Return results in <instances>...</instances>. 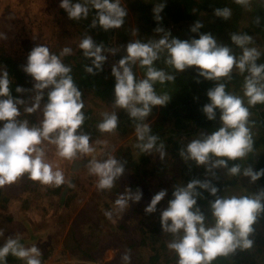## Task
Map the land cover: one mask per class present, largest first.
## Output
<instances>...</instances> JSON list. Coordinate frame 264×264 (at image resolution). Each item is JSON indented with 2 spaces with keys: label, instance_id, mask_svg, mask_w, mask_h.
Here are the masks:
<instances>
[{
  "label": "clouds",
  "instance_id": "clouds-1",
  "mask_svg": "<svg viewBox=\"0 0 264 264\" xmlns=\"http://www.w3.org/2000/svg\"><path fill=\"white\" fill-rule=\"evenodd\" d=\"M236 4L247 6L250 0H234ZM91 5L95 9L96 19L92 27L98 23L104 31L118 29L124 24L127 8L121 5V0H84L83 3L72 0H60L59 7L66 13L69 20L87 18ZM166 5L158 4L152 9L154 19L159 22L160 13ZM213 14L224 20L231 17V9L215 8ZM204 25L195 21L190 31L198 33ZM156 32H165L157 27ZM170 33H165L158 41L143 43L139 40L126 45V55L111 69L115 78L113 86L114 107L127 110L128 115L135 121H143L156 105L163 106L170 99L167 94L157 95L153 87L155 82L163 84L173 81L175 77L162 69L155 68L154 61L159 59V53L166 50L165 63L175 70L183 71L187 67L196 66L199 76L210 80H220L229 77L233 67L241 73L246 70L249 75L244 81V95L249 105L264 103V64L256 63L261 53L255 47H245L252 43V37L247 34H231L234 44L242 48V55L237 59L231 54L227 46L218 45L211 33H201L198 38L181 40L176 37L169 39ZM7 37L0 33V39ZM85 57L92 58L91 66L86 65L85 71L96 75L103 71L106 57L102 55L103 45H97L91 36H85L79 43ZM72 49L64 47L59 55L52 54L48 47L38 45L29 52L22 70L35 81L33 87L37 94L30 107L24 109L31 114L39 108L43 97V90L47 92V103L43 109V118L39 126H29L27 120L18 121L20 109L18 105L24 103L19 97H13L10 92V78L6 68H0V187L13 184L19 177L27 173L28 178L39 181L42 185L59 187L66 181L64 173L54 169L51 163L46 162L45 149L41 147L44 141L54 145L56 154L67 160H78L81 156H90L96 149L90 144L88 134L78 133L84 123V107L82 93L71 76V67L66 66L61 57L70 55ZM145 67L146 78L136 80L131 64ZM199 82V81H197ZM17 93L25 91L21 86L15 88ZM210 103L203 106L202 111L208 120L216 118V109L220 110L222 126L216 131L204 135L202 139H193L179 151L184 159H192L198 165L207 164L212 154L217 159L213 166L228 167V160L245 158L253 151V139L247 126L250 115L240 97L225 90V84L218 83L207 91ZM103 119L97 124L101 132H114L118 126V117L115 112L102 113ZM136 145L141 152H150L153 148L165 154V145L159 137L151 134L147 124L138 123L135 126ZM99 143V142H98ZM88 173L97 177V190H111L114 181L123 174L124 166L117 159L109 157L106 160H97L94 156L87 162ZM229 174H241V166L234 164L228 169ZM244 176L254 182L264 175V168L253 171L249 166L244 168ZM197 186L206 189L213 196L218 188L210 181L191 180L186 186L176 187L173 190V199L161 212L160 226L163 232L172 233L175 237L167 247L178 256V264H211L217 256L234 254L237 249L245 250L253 247L254 241L250 235L254 232L252 225L264 213V190L251 196H231L216 198L210 203L211 215L215 224L205 226V216L195 207ZM166 189L160 190L145 208L146 213L155 211L156 205L166 195ZM142 191L137 190L119 196L115 202V210L123 212L128 207V201H139ZM105 216L111 218L112 212L106 211ZM3 230H0V236ZM9 254L25 260L26 264H41V252L36 246L24 247L19 238H9L0 246V264H5V257ZM130 257L125 254L124 261Z\"/></svg>",
  "mask_w": 264,
  "mask_h": 264
},
{
  "label": "trees",
  "instance_id": "trees-1",
  "mask_svg": "<svg viewBox=\"0 0 264 264\" xmlns=\"http://www.w3.org/2000/svg\"><path fill=\"white\" fill-rule=\"evenodd\" d=\"M72 2H77V0H72ZM79 2L83 3L84 0H79ZM161 3L166 5L161 13L165 15L169 14L170 20L179 22L181 20H192L197 18V20L202 22L204 25L198 33L191 32L190 35L185 37V40L198 38L201 33H211L216 39L218 45L229 47L231 54L238 59L242 55L243 50L241 47L232 42L231 34H247L251 36L252 43L248 44L251 45L256 42L260 32L264 33V0H261V2L258 0L257 5L253 9V17H251L248 21L243 19L242 22L239 14L235 17H232L231 14V17L227 20L213 14V10L215 8L227 7L231 10L238 9L240 11L243 6L236 4L234 0H161ZM122 6L127 8V12L131 10L136 15L137 21L140 20L138 31L135 35L136 40L143 43L155 42L156 36L154 31L157 27H162V24L166 23V16H161L162 19L159 22L154 19L152 12V9L154 8V0H125ZM89 8L91 15L92 12L95 15L96 10L92 9L90 4ZM94 17L96 19V16ZM197 20H194L191 24ZM77 21L87 29V33H89L90 30L91 34H88V36H91L97 45H103L104 51L106 45L105 43L107 42L108 35L112 29L104 31L98 23L95 27L91 28L86 19L85 23L81 20ZM123 25L124 31H126V29L128 30V32L124 33L123 36L127 39V37L132 36V30H130L128 25L125 23V18ZM78 51L82 53L78 56L76 61H64V59H67L64 58L62 59V62L66 66L71 67L70 74L79 90L81 91L83 86L94 88L95 93L101 96V98L114 99L113 86L115 78L112 73L105 68L104 63L102 72H98L96 75L87 73L85 71V66H91L92 58L85 57L83 50L79 49ZM103 51L102 55H104ZM259 52L261 55L256 61L258 65L264 64V48H261ZM119 56L122 58L125 55L119 52ZM166 56V50L161 51L159 53V59L154 61L153 66L157 69H162L167 74L175 77L173 81H165L163 84H160L161 87L165 89L170 87V99L163 106H153L150 114L143 121H135L130 118L127 110H123L121 113L116 114L118 117V126L116 130L119 133H123L127 130L130 132L135 128L136 124L142 123L149 125L151 128V134L158 137L164 133L170 134L168 137V139H170V148L168 152H170V155L174 158V160L181 162L182 166L180 168V172H178V176H176L175 173L170 175V178L175 183L170 186V190H168V192L166 191V193H168L167 198L169 200L173 199L172 193L176 187L186 186L187 183L193 179L200 180L202 182L205 180L210 181L211 184L216 186L219 190L216 196H222L221 194L224 193L226 185L237 184L243 191L250 189L253 192L258 190L260 192L261 190H264V175L254 182H252L248 176H244V179H246L244 182L240 181V176L243 175L242 173L244 170L243 162L240 159L228 160L227 168L223 166H214V169L207 171V173H210L209 175H204L202 168H198L202 167V165L196 166V162L194 160H186L179 154V151L184 145V140L181 139L182 134H187V137H189L193 130L200 128L204 129L207 134H210L222 126L219 109L215 110L216 118L213 120H208L202 109L205 104L210 103L206 94L207 91L214 88L218 83H223L225 84L226 92L240 97L244 106L249 110L250 115L248 117L247 126L250 129L254 143L253 151L247 156H250L251 154L252 157H255V150L257 156L252 169L253 171H256L264 168V103H257L254 106L248 104V98L244 95V81L246 74H249V72L246 70L244 73H241L238 69H232L230 78L223 77L218 81L210 80L204 78L203 76H199L196 66H190L185 70L178 72L174 69V67L165 63ZM21 66L22 63L13 55L8 53L0 43V68H6L9 73L11 81L9 87L13 97H19L20 93L15 91L17 86L24 87L26 84L30 85V75L26 74L22 70ZM130 67L132 68L134 78L137 81L140 80L135 64H131ZM140 68L143 72H145V67L141 66ZM260 82L261 84H264V79ZM49 90L50 89L43 92L44 94L42 100L45 104L47 103V92ZM89 111L90 110L85 109V107L82 108L85 120L81 128L77 130L80 134H88L89 131L96 132L98 129L97 125L94 126L93 123V126H90V121H92L93 118L89 117ZM156 112L157 116L153 118ZM29 120L31 119L29 118ZM82 131L85 132L81 133ZM203 136L198 138L202 139ZM129 141L118 145L116 149V157L124 166L123 173H125L129 168H132L137 175L140 171L139 169H142L144 172L143 166L148 161V156H146L147 154L145 152L140 153V166H137L133 161L126 162L125 159H121L122 153L127 154L129 157V151L131 149L130 145H127ZM139 142L143 143L141 141ZM209 155L210 159L207 164H210V161H212L211 163H214L217 159H227L226 157L218 158L212 154ZM247 156L244 159H246ZM103 160H105V155L101 158V161ZM234 164H239L241 166L240 175L233 176L229 174L228 169ZM226 176H229V178ZM120 181L121 178L119 176L114 181V186L111 190H98L99 195L94 198V193L89 195L74 215L66 237L70 236V243L72 244L70 246H73L72 250L75 251L76 255L89 259H96L99 255H101L106 247L114 244V242H112L113 240H116V255L113 256L112 259L105 261V264H127L129 263V260H132V264H137L142 262L140 259H143L144 257L143 247L149 240L152 243L159 242L160 249L165 246V241L162 240V238L164 239L162 235L163 231L160 226V215L162 211L156 214V223L151 225H144L142 223V234L138 233L135 228L136 223H141L138 221V214L145 211V208L150 203L152 197H148L145 192H143L139 201L129 200L128 207L123 212H117L115 210V200L119 196L128 192V190L120 189ZM247 181H249L248 183L250 184V187L245 184ZM36 185L46 186L42 185L39 181L31 180L28 178L27 173H25L13 184L0 187V208L4 209V212L0 217L1 223H26L27 214H29V211H25L26 206L22 203V209H17V211H8L11 207L9 200L12 199L13 195H16L22 196V200L24 201L27 199L24 195L28 191L30 192L35 190ZM130 185L132 187L134 186V183L130 182ZM54 187L55 186L48 187L49 192H51V189L53 190ZM196 191L200 193V195L196 198V207H198L205 216V226L211 227L215 224V218L211 215L210 203L216 198V196L211 195L206 189L199 188V186H197ZM153 194H156L155 191H153ZM249 194V191H246L244 194H241V196L254 195L253 193ZM40 197V195L35 196V198H38L35 204H37L39 209H41L40 219H37L35 223H48L47 212H44V209H47L48 205L44 203L43 197H41L42 200L39 201ZM92 198L94 202H92ZM66 199L67 201H70L71 195H61L58 205L65 202ZM143 200H146L145 204L143 203ZM106 211L112 212L111 218L105 216L104 213ZM32 223H34V221ZM252 227L254 228V232L249 237L254 241L252 248L245 250L237 249L234 254H229L228 256H217L211 264H264V213L257 218V221L252 225ZM51 238L52 237L49 238L50 241ZM1 240H4V238L2 239L0 237V246L5 243ZM5 240L7 239L5 238ZM77 246H80V248ZM49 247H52V242ZM134 250H136V252L132 255ZM156 253L160 254L159 251H156ZM125 254L130 257L128 261L123 260V256ZM8 257L9 255L5 257V264H21V262H23L19 258H17L16 261L9 262ZM163 258H166L165 262L172 261L173 264H178L179 258L175 252L172 256L164 253ZM133 260L137 263H134ZM150 260L154 262L155 258L150 256Z\"/></svg>",
  "mask_w": 264,
  "mask_h": 264
},
{
  "label": "rangeland",
  "instance_id": "rangeland-1",
  "mask_svg": "<svg viewBox=\"0 0 264 264\" xmlns=\"http://www.w3.org/2000/svg\"><path fill=\"white\" fill-rule=\"evenodd\" d=\"M125 0H121V4L123 5ZM261 2V0H260ZM161 3V0H154V7ZM258 0H250V3L247 6H243L240 11L238 9L231 10L232 17H235L237 14L240 15L241 22L244 20L248 21L251 17H253V9L257 5ZM60 0H0V33H3L7 38L0 39V43L3 45L4 49L13 55L17 60H19L22 65L26 63L27 56L33 47L38 45H44L49 48L52 54H57L61 52L64 47H69L72 49L70 55L62 56L61 59L64 61H76L78 56L82 53L79 52V43L80 41L88 34L86 32V28L83 27L77 20H69L67 17V13L59 7ZM153 8V6H152ZM150 8V9H152ZM210 14V13H208ZM94 13L89 11L87 18L80 19L83 23H85V19L88 21L90 26L92 25V21L95 20ZM160 16H166V23L162 24V28L165 32H156L155 38L158 41L161 37L165 35V33H170L169 39L172 37L179 38L181 40H185V37L190 35V27L191 23L197 18L192 20H181L179 22H175L170 20L169 14H162ZM200 17V16H199ZM125 23L128 25L129 29L132 30V36L127 37L125 39L124 36V26L118 29H112V31L108 35L107 42L105 43V48L108 43L115 42L119 40L121 45L120 53L126 52L125 48L129 42L136 41L135 35L138 31V25L140 20H136V15L130 10L127 12L125 17ZM92 28V26H91ZM246 47H255L258 51L261 48H264V33L260 32L256 42L251 45H246ZM104 48V50H105ZM259 48V49H258ZM104 53V51H103ZM238 59V58H237ZM233 69H238L235 66ZM239 70V69H238ZM246 74V73H245ZM249 74H246V77ZM30 85L26 84L23 88L25 91L19 94V98L24 101L23 104L18 105L20 109V116L17 118L18 121L27 120L29 126H39L40 121L43 118V109L45 106L44 101L40 100L39 108L33 113L29 114L24 111L26 107H30L34 102V97L37 92L34 89L33 85L35 81L29 76ZM49 88L43 90L46 91ZM164 92L170 94V88L164 89ZM86 93V92H85ZM82 93V101L85 109L90 110L89 117H92L93 120L90 121V126H95L98 122H101L103 119L102 113L104 112H112L117 111L119 108L114 107L113 101H106L99 96L94 95L92 92L90 93ZM157 95H162L159 90L156 93ZM24 115V116H23ZM28 115V116H25ZM30 116V117H29ZM157 116V112L154 114L153 118ZM29 118L31 120H29ZM3 122H0V126H2ZM93 123V125H92ZM82 131L81 133H84ZM94 133V134H93ZM87 134V133H86ZM90 136V144L96 149L95 153L90 156H81L79 159L87 158L88 160L78 166L77 169H71L72 160H67L59 157L56 154V148L54 145L49 144L47 141H44L41 147L45 149V159L46 162L51 163L54 169L58 168L64 173L66 181L69 183H65L60 187H54L51 192H49L48 186H35V190L28 191L26 193L28 199L22 200V196L13 195L12 199H10L9 203H11V207L8 211H17V209H22V203L26 206L27 211H29L32 219L36 222L37 219H40L41 212L37 204L35 202L38 198L35 196H41L44 199V203L48 205L47 207V219L48 223L53 226L52 232H47L46 238L52 237L55 242L52 243V249L49 253V257H47V261L50 264H66V263H74V264H105L107 260L113 258L116 255L117 247L116 240H113V245L108 246L104 249V251L99 255L96 259H89L85 257H81L76 255L75 251L72 250L73 246L70 243V236L66 237L68 234V229L71 225V221L76 214L77 210L81 205L85 202L87 197L94 193L93 198L99 195V191L96 189L95 185L97 183V177L90 175L88 173L87 162L93 158V156L97 160H101L102 156L105 155V160L109 157H113L118 160L116 157V149L118 145L129 141L127 145H130L131 149L129 151V157L127 154L122 153L121 159H125L126 162L133 161L137 166H140V149L136 147L140 142L137 140L135 128L128 132L125 131L123 133H119L117 130L114 132H101L99 129L96 132H88ZM207 135L206 131L202 128L193 130L192 134L187 137V134H182L181 139H183V148L193 139H198V137ZM170 134L164 133L159 137L157 144L161 141L165 145L163 156L160 155L159 152L156 151L155 148L150 152H145L146 156H148V161L144 164L143 169H139V173L136 175V172L133 171L132 168H129L123 176H120L121 181L119 182V186L121 190H128L134 194L137 190H141L142 193L148 197H153V191L155 193L160 190L166 189L167 192L170 190V186H172L175 182L172 181L170 175L173 173L178 176V172H180V168L182 166L181 162L174 160V158L170 155L169 146L170 139L168 137ZM131 138V139H130ZM99 142V143H98ZM255 157L247 156L246 159H240L243 162V167L247 168L249 166H253L256 161V151L254 150ZM210 164H196V166L202 165V170L204 171V175H209L207 171L214 169V163ZM131 167V166H129ZM201 170V169H200ZM74 171V172H73ZM229 178V176H226ZM132 178V180H131ZM244 175L240 176V181L244 182ZM133 181V182H132ZM131 183H134V186L131 187ZM247 181L245 184L250 187V184ZM67 186L66 191L64 190ZM249 191L250 194H256L255 191L252 190H244ZM241 187H238L237 184L234 185H226L225 191L222 193L221 197H231V196H241L244 192ZM127 192V193H128ZM71 195L70 201L65 200L60 205H58V201L60 200L61 195ZM249 194V195H250ZM168 193L162 198L161 201L156 205L155 211L152 213H146L145 211L138 214V221L141 223H136L135 228L138 233L142 234V226L151 225L156 223L158 212L163 211L168 206L169 199L167 198ZM40 197L39 201L42 200ZM92 198V202H94ZM79 201V202H78ZM143 203H146V200H143ZM196 207V206H195ZM30 209V210H29ZM4 209L0 208V217ZM19 213V212H18ZM44 217V216H43ZM1 223V221H0ZM143 223V224H142ZM1 227L2 224L0 225ZM146 227V226H145ZM144 227V228H145ZM182 234V233H180ZM177 234L175 237L172 233L163 232L162 235L165 241V246L163 248H159V242L152 243L150 240L143 247L144 257L142 262L134 263L137 264H173L172 261L165 262L166 258H163V254L167 253L170 256L173 255L174 251L170 250L167 245L174 238H179ZM45 241V240H44ZM50 244L48 243L47 246ZM71 247V249H70ZM80 248V246H77ZM159 251L160 254L156 253ZM133 252V251H131ZM136 250H134V255ZM150 256L155 258V261L152 262L150 260ZM127 264H132V260L128 261ZM108 264V263H107Z\"/></svg>",
  "mask_w": 264,
  "mask_h": 264
},
{
  "label": "crops",
  "instance_id": "crops-1",
  "mask_svg": "<svg viewBox=\"0 0 264 264\" xmlns=\"http://www.w3.org/2000/svg\"><path fill=\"white\" fill-rule=\"evenodd\" d=\"M124 26V25H123ZM128 30L126 29V31H124V33H127ZM121 54H124L126 55V52H122ZM135 67H136V71H137V74L141 79H144L146 78V71L147 69H145L143 72L141 70V66L139 65V62H137L135 64ZM156 83V84H155ZM154 83V89L156 91V93L159 92L164 95V94H167L164 92V89L163 87H161V83H159L158 81ZM170 88V87H169ZM95 89L94 88H88V87H85L83 86L82 89H81V93H90L92 92L94 95H97L94 91ZM168 96L170 94H167ZM99 96V95H97ZM100 99H101V96H99ZM103 100H106V101H113L114 99H105V98H102ZM157 107H159V105H156ZM123 110L125 109H122V108H119L116 112L115 111H112V112H115L116 114H119L121 113ZM111 113V112H110ZM66 191V190H65ZM27 199V195L25 194L24 195ZM30 210V209H29ZM47 209H44V212H46ZM27 211V210H25ZM41 211V209H40ZM34 220L32 219V216L29 214H27V221L26 223H0V225L2 224L3 227L0 226V230H3V235L0 236L2 239L4 238V240H1L3 242H6L7 240L6 239H9V238H13V239H16V238H19V241L21 243V245H23L24 247H32V246H36L40 252H41V256H40V260H41V263L42 262H48L47 261V257H49V253L52 249V247L50 248L49 246H47V244H51L54 243V239L51 238V241L48 240L46 238V234L47 232H52L53 231V226L50 224H47V223H32ZM45 240V241H44ZM50 248V249H49ZM17 257L13 256L12 254H9V257H8V260L9 262L10 261H16ZM23 262H21V264H26V261L25 260H22ZM14 263V262H12ZM69 264H74V263H69Z\"/></svg>",
  "mask_w": 264,
  "mask_h": 264
},
{
  "label": "built area",
  "instance_id": "built-area-1",
  "mask_svg": "<svg viewBox=\"0 0 264 264\" xmlns=\"http://www.w3.org/2000/svg\"><path fill=\"white\" fill-rule=\"evenodd\" d=\"M121 45L117 41H113L107 44L104 50V56L106 60L104 61L105 68L111 72L113 66L118 65V61L121 59L119 56ZM41 264H50L49 262H42Z\"/></svg>",
  "mask_w": 264,
  "mask_h": 264
},
{
  "label": "water",
  "instance_id": "water-1",
  "mask_svg": "<svg viewBox=\"0 0 264 264\" xmlns=\"http://www.w3.org/2000/svg\"><path fill=\"white\" fill-rule=\"evenodd\" d=\"M88 159L87 158H82V159H78V160H72V163H71V169L72 170H75L78 168L79 165H81L82 163H84L85 161H87ZM67 189V186L65 187L64 190Z\"/></svg>",
  "mask_w": 264,
  "mask_h": 264
}]
</instances>
